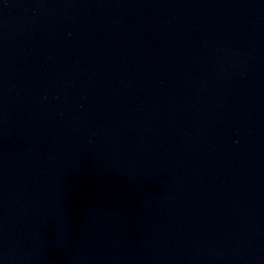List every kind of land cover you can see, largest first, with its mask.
<instances>
[{
    "label": "water",
    "instance_id": "obj_1",
    "mask_svg": "<svg viewBox=\"0 0 264 264\" xmlns=\"http://www.w3.org/2000/svg\"><path fill=\"white\" fill-rule=\"evenodd\" d=\"M0 264H264V0H0Z\"/></svg>",
    "mask_w": 264,
    "mask_h": 264
}]
</instances>
